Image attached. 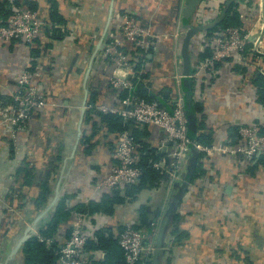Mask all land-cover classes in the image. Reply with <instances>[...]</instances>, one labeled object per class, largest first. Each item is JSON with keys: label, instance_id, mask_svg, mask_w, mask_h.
Listing matches in <instances>:
<instances>
[{"label": "crops", "instance_id": "crops-1", "mask_svg": "<svg viewBox=\"0 0 264 264\" xmlns=\"http://www.w3.org/2000/svg\"><path fill=\"white\" fill-rule=\"evenodd\" d=\"M23 1L46 24L32 43L16 39L0 42V107L10 102L16 78L28 60L40 69L49 104L34 113L27 138L20 133L13 141L0 123V224L10 216L19 222L11 229L3 224L0 264H25V241L17 251L12 250L43 210L35 208L33 198L48 170L51 196L61 179L54 210L46 215L55 212L59 204L72 214L71 220L60 224L56 242L67 237L77 211L89 215L86 231L92 235L102 227L116 240L123 224L131 222L146 233L155 229L156 242L161 219L170 212L157 264H264V155L253 162L233 155L208 157L191 146L182 160L186 186L180 179L165 178L163 183L147 182L135 191L118 187L107 193L94 187L116 161V132L109 129L95 106L119 101L108 87L112 66L101 62V53L110 33L118 43L126 40L117 32L122 15L128 13L163 34L142 69L127 75L135 93L161 96L165 104L180 93L195 143L238 144L240 126L259 123L264 132V75L260 73V68L264 69V0L232 2L240 23L252 29L253 43H248L245 52L251 67L238 64L233 57L221 62L216 72L200 68L201 59L209 52L202 32L210 29L197 30L188 44V75L182 56L186 31L197 27V15L207 21L201 25L217 19L228 0H201L191 15L184 14L189 0ZM4 18L0 13V19ZM101 40L103 47L96 53L86 83L85 111L90 110L91 117L85 120L83 115L82 134L73 152L84 99L83 77ZM130 125L149 158H168L172 145H161L164 133L159 128ZM27 169L31 175L25 176ZM23 178L27 184L21 186ZM113 198L120 200L103 206ZM95 248L91 241L86 246L88 252ZM99 248L102 256L91 264H114L109 251Z\"/></svg>", "mask_w": 264, "mask_h": 264}, {"label": "built area", "instance_id": "built-area-1", "mask_svg": "<svg viewBox=\"0 0 264 264\" xmlns=\"http://www.w3.org/2000/svg\"><path fill=\"white\" fill-rule=\"evenodd\" d=\"M6 1L11 9L14 8V12L6 18L0 19V42L8 43L16 39L24 43H32L41 34L46 24L45 21L36 10L27 5H21L15 10V0ZM206 22L201 15H197L194 19L195 25ZM207 31L202 32V37L209 52L201 59L200 68H211L212 72H216V67L221 62L233 57L238 64L251 67L245 53L248 43H253L251 28L245 27L241 22L235 26L220 27L211 31L210 34H207ZM117 32L132 45L133 49L137 50V53L135 56L131 55L129 50L119 45L113 33H110L101 53V62L112 66L108 87L113 90L115 95L119 96V101L116 105L111 106L99 103L95 108L102 113L116 114L124 121L154 125L164 133L161 145L166 143L172 145L168 152V158L149 159L151 166L162 175L159 183H163L165 178L180 179L182 160L191 146H194L199 152H204L208 157L233 155L241 156L250 162L264 154L263 125L259 123L240 126L237 130L238 144L219 143L203 146L195 143L188 135L182 94L177 93L167 105L160 101L159 96L147 100L135 93L127 78V75H133L142 69L146 57L156 51L163 34L153 31L128 13L122 15ZM178 35L179 33H174L175 37ZM252 64L256 65L255 62ZM50 66L52 68L56 66L55 60L50 61ZM260 73L264 75L263 68H260ZM124 90L127 93L122 96L121 93ZM9 96L10 102L0 107V123L6 126L11 139L16 142L20 133H24L26 138L29 136L34 113L42 111L49 104L40 69L33 66L31 61L28 60L24 64ZM116 139L113 151L116 161L104 177L95 181L94 187L97 191L112 193L118 187L137 185L143 174V169L138 165L141 145L136 143L132 132L129 129L122 130L118 132ZM88 217V214L78 213L71 225L69 235L61 242H56L54 238L39 236V239L46 245L54 243L57 246V264H91L92 261L102 256L100 248L89 252L86 249L90 239L96 240L95 233L92 235L86 231ZM5 219L0 224V250L1 237L4 235L3 224L7 223L6 226H9L10 229L11 226L15 227L19 224L16 219H11V216ZM154 234L155 229L146 233L135 228L131 222L123 224L117 241L123 251L126 264H136L140 259L151 260L155 247Z\"/></svg>", "mask_w": 264, "mask_h": 264}, {"label": "trees", "instance_id": "trees-1", "mask_svg": "<svg viewBox=\"0 0 264 264\" xmlns=\"http://www.w3.org/2000/svg\"><path fill=\"white\" fill-rule=\"evenodd\" d=\"M14 4H15L14 6L15 10H16V8L26 3L23 0H15ZM233 7H234V3L230 4L223 20L220 23H218L216 26H214L212 29L208 30L207 34H210L211 31H214L220 27L223 28L226 26H235V25L240 24L238 13L235 10L236 8L234 9ZM13 12H14V8L11 9V7L9 6L6 0H0L1 16H4L6 18L10 16L11 14H13ZM126 42H127L126 40H123L122 42L120 41L119 44L123 46L124 49L129 50L131 55L135 56V53H137V50L133 49L132 45L129 42L128 44H126ZM126 93H127L126 90H124L122 91L121 95L123 96ZM262 96L264 97V95ZM155 97L156 95H154L153 97H144V98H146L147 100H152ZM159 97L161 98V96ZM160 101L163 104H165L162 98ZM88 102L89 103L92 102L90 101V96H89ZM98 115H100L102 119H104L108 123L109 129L111 131L116 132L115 133L116 135L118 134V132L122 130L129 129L132 132L136 143L139 144V141L136 139L132 131L131 125H130L131 123L138 124L137 122L127 121V120L124 121L122 117L116 114H111V113H102L98 111ZM90 117H91L90 110L85 111V114H84L85 120H89ZM188 135L190 138H192L189 130H188ZM84 138L86 137L84 136ZM86 141H88V139ZM139 152H140V160L138 162V165L141 166V168L143 169V174L137 185L126 187L128 189H132V190L134 189V191L140 189L147 182L149 183H153L155 181L158 182L159 179L162 177L160 172L156 170L154 167H152L151 164L149 163V159L151 158H149V154H145V150L143 149V147L139 148ZM263 155H261L258 159H262ZM26 171H25V176L29 175V173L31 175V172L30 171L28 172V169ZM49 172L50 170H48L45 173V178L42 181H40L39 186H38L39 187L38 191L35 197L33 198V203L37 210L43 209L47 205L49 197L51 196L52 189L50 187L51 185L49 181L50 179L48 178ZM24 181H25V178H23V182L21 181L22 182L21 186H23V184L24 185L27 184L26 181L25 183ZM119 200H120L119 198H113L110 201H105L103 206L106 207L107 204L114 202V201H119ZM78 213H82V212L77 211V214ZM71 217H72V214L70 210L64 209V207L61 204H59L55 212L50 213L49 215L41 217L39 220H37V222L35 223L36 232L34 230H30L29 237L25 240L23 244L22 250L26 258L25 264H57V258H58L57 252H56L57 246H55L54 243L51 245H46L39 238L40 237L49 238V239L54 238V236L60 231L58 230L60 224L66 221L68 222L69 220L72 219ZM135 228L140 230V228L137 227L136 225H135ZM104 230H105L104 228L98 229L94 234L96 237V240L94 241L90 239L88 243L91 241L95 244V247L106 248L109 251V255L112 256L114 260V264H126L124 261V257H123V251L121 247L119 246L118 241H116L117 239L113 240V238L111 237V233L107 231L108 232L107 233L108 235H107L104 232ZM66 231H67L66 235L68 236L71 231V227L67 228ZM136 264H153V262H152V258L151 260H148V261H144L140 259Z\"/></svg>", "mask_w": 264, "mask_h": 264}, {"label": "water", "instance_id": "water-1", "mask_svg": "<svg viewBox=\"0 0 264 264\" xmlns=\"http://www.w3.org/2000/svg\"><path fill=\"white\" fill-rule=\"evenodd\" d=\"M201 0H189V2L187 3V7L184 10V14L185 15H191V13L193 12L195 6L200 2ZM233 2V0H228L224 6V8L221 11V14L219 15V17L217 19H215L214 21L205 24V25H197V27H191L189 28L184 36L183 39V44H182V56H183V62H184V71L185 74L188 75L189 74V55H188V44H189V40L191 38V36L197 31V30H207V29H212L214 26H216L218 23H220L226 12L228 7L230 6V4ZM103 47V43L102 40L99 41V43L95 46L94 51L91 54V57L88 61V65L86 68V71L84 73V77H83V85H84V99L82 101L81 107H80V117H79V123H78V127H77V139L75 142V145L73 147V152L75 151V148L78 144L79 138L82 134V130H81V123H82V119H83V115L86 109V103H87V79L90 76V71L94 62V59L96 57V53L99 49H101ZM60 179L59 178L57 180L56 183V188L54 191V195L49 197V200L47 202V205L43 208V210L36 216V218L34 219L33 223L29 226H27L26 229V233L25 235H23L20 239L16 240V245L14 246L12 252L17 251V249L19 248V246L21 245L22 242H24L28 237H29V231L32 230V227L35 229V223L37 222V220H39L41 217L45 216L46 213L48 211H52L54 210V206L58 200V196H59V183H60ZM180 180L185 184V186L188 184V179L186 174L182 173ZM170 217V212H168L166 215L163 216V218L161 219L160 222V226L157 232V238H156V242H155V247L153 250V254H152V262L153 264H157L158 262V257L159 255L162 254V241H163V235H164V231H165V227L168 223ZM33 229V230H34Z\"/></svg>", "mask_w": 264, "mask_h": 264}]
</instances>
